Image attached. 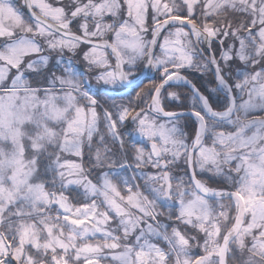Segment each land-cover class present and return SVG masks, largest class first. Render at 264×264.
<instances>
[{
	"label": "snow or ice",
	"instance_id": "obj_1",
	"mask_svg": "<svg viewBox=\"0 0 264 264\" xmlns=\"http://www.w3.org/2000/svg\"><path fill=\"white\" fill-rule=\"evenodd\" d=\"M24 5L28 17L0 0V264H264V0ZM45 50L59 53L55 67ZM197 56L212 71L215 101L180 74ZM235 60L243 70L233 78ZM145 68L159 83L137 82ZM174 80L191 86V136L184 113L162 103ZM129 86L138 89L135 103L104 107L97 99ZM129 119L150 151L125 146L118 124ZM101 123L116 151L99 135ZM97 135L86 168L84 148L91 153ZM181 159L187 181L171 171ZM130 160L134 175L121 177ZM205 172L218 187L198 178ZM74 185L90 203L66 194Z\"/></svg>",
	"mask_w": 264,
	"mask_h": 264
},
{
	"label": "trees",
	"instance_id": "obj_2",
	"mask_svg": "<svg viewBox=\"0 0 264 264\" xmlns=\"http://www.w3.org/2000/svg\"><path fill=\"white\" fill-rule=\"evenodd\" d=\"M15 1V6L18 7L21 12L24 14L25 17H28L27 12L25 11V8L23 6V4L21 3L20 0H14ZM51 1V0H50ZM180 0H177V3H179ZM186 12V9H185ZM196 14L197 16L200 15V9L197 8L196 10ZM149 25H151V19L149 17ZM169 30H174V28H170ZM185 31H188L185 29ZM148 37V36H147ZM161 39V37H160ZM190 39L192 40V38L190 37ZM193 41V40H192ZM227 41L229 44H231V42L233 43V39L231 37L227 38ZM194 43V42H193ZM201 49H204L203 44H199ZM212 50L215 52V55L219 58L220 57V44L219 41H214L213 42V48ZM206 51L203 53L205 54ZM46 55H49L51 57V64L54 66L53 61L55 60V56L58 55L59 53H48L47 50H45ZM67 56V59L71 56V54H64ZM59 56V55H58ZM81 59V58H80ZM72 62L76 65H78L79 70H83L85 68V65L83 64L82 60H79L78 56L77 57H72ZM201 57L197 56L196 57V63L193 64V66L191 68H184L181 73L186 76L188 78V80L191 81V83L193 85L196 86V88H198L202 93L206 94V95H211L212 96V100L215 101L216 98V93L215 92H209V90L211 88L214 87V84L212 83V81L214 80V77L212 74V72L210 70H203L200 69L197 64L201 63ZM55 67V66H54ZM232 67V74H233V78H235L234 74L236 69L239 67L241 70H243V65H241V63L238 60H235L232 62L231 64ZM151 81H154L156 83H159V78H158V74L154 72V75L152 78H147L144 79L142 81V85L143 84H149ZM137 88H121V90L119 92H114V93H109V92H102L101 95H99L97 98L100 100L101 104L104 107H109L111 104H113V102L115 103H124V104H128L129 100L132 99L133 102L135 103V92L137 91ZM93 92H95V90H92ZM169 92H176L179 95V99L174 98V97H170L168 96ZM191 96L192 93L190 91V89L188 87H186V85L184 84H168L167 86H165L162 90V103L164 104L165 110L166 111H178V110H191L192 107V100H191ZM148 100H150V97L147 98ZM138 107H147V105L145 103H139ZM151 114V113H150ZM161 122H164L165 119L160 117ZM180 120V124L183 127V130L189 134V136L192 135V125L194 123L195 120H193L192 118L186 117V116H181L179 118ZM186 125V126H185ZM134 125L132 124L131 120L129 119L128 121H126L124 124H118V131L123 135L124 141H125V146L126 147H131L132 145H135L137 147H144L145 151L147 152L149 150V146L147 141L143 140L137 133H135L133 131L134 129ZM99 135H104L106 137L107 134L104 133V131H102V128L100 127V133ZM99 135L96 136V138L93 141V145H92V149H91V153L89 151V149L87 148V146H85L84 148V163H85V167L88 168L89 164H88V160H89V156L90 154H94L96 147L98 146V141H99ZM106 143L108 145V147L110 149H112L113 151H116L119 148V145H117L116 143H112L111 139L108 137V139L106 140ZM188 143H191V140H188ZM102 147V146H101ZM170 158V157H169ZM132 163V168L131 169V173L134 175V169H135V162L131 161ZM143 171L145 172H152L155 171L154 169H151L150 166H146ZM171 171L173 172V174L177 177L180 176H184V179L187 181V179L189 178L188 176V172L187 175L185 176L184 173L186 171V165L184 163V160L181 159L178 164L173 167L171 169ZM197 172L199 173V170L197 169ZM135 175H140L139 171L135 172ZM210 174L205 172L202 174L198 175V178L200 179H204L206 181H208V176ZM97 176V172H93L90 176L91 179H93V181L95 182ZM135 183L137 184H143V180H135ZM174 183H177V180H173V185ZM209 185L212 187H218L219 185L216 184L213 181H208ZM77 193H79V202H87L84 200V196L82 194V192L79 191V189L77 188H73L71 187V189H69L68 191H66V194H70V195H76ZM89 201V200H88ZM175 209H173L174 211ZM158 211H163L164 212V216L166 217L168 214L169 209L164 208V209H158ZM162 222H166L164 221V218L162 217ZM171 230V224L169 227V231ZM189 235H196V233L194 231H192L191 229L188 230ZM155 242V241H154ZM193 244L196 243V241H192Z\"/></svg>",
	"mask_w": 264,
	"mask_h": 264
},
{
	"label": "rangeland",
	"instance_id": "obj_3",
	"mask_svg": "<svg viewBox=\"0 0 264 264\" xmlns=\"http://www.w3.org/2000/svg\"><path fill=\"white\" fill-rule=\"evenodd\" d=\"M21 1V3L23 2V0H20ZM13 2H14V4H15V1L13 0ZM50 2H53L54 4H55V0H51ZM65 2H67V0H65ZM169 31H174V30H169ZM165 34H167V33H165ZM150 36H151V33L149 32L148 33V39L150 38ZM192 38V37H191ZM161 41L163 40V36H161V39H160ZM232 43V42H231ZM237 47H238V42H237ZM66 54H70V53H67L66 52ZM156 54L157 55H159L160 54V49H159V47L157 46V48H156ZM59 55V54H58ZM58 55H56L55 56V60L53 61V64H54V66L56 65V60L59 58V56ZM65 58H67V56L65 55V57H64V62L66 63L67 62V59H65ZM79 58V60H81L80 59V57H78ZM85 69V68H84ZM84 69L83 70H81L82 72L84 71ZM173 83H179V82H174L173 81ZM92 90H96V83H95V80L94 79H92ZM120 91V90H119ZM119 91H108L109 93H114V92H119ZM98 99V98H97ZM116 104H119V103H116ZM98 111H99V109H98ZM100 127L102 128V131H104V133H106L107 134V136H108V133H107V128L104 126V124L103 123H101V125H100ZM110 138V137H109ZM111 139V138H110ZM111 142L113 143V141L111 140ZM114 143H116L117 145H119V142L118 141H116V142H114ZM67 158H69V159H76V157H74V156H70V155H67ZM120 175H121V177H125V176H127V177H132L133 176V174L131 173V169L129 168L126 172H121L120 173ZM132 183H134V184H136L135 183V180L134 181H132ZM176 183H174V185H175ZM58 187V186H57ZM73 188H77V189H79V191L80 192H82V194H83V189L82 188H78L77 186H72ZM125 195H127V193L125 192L124 193ZM87 202H91L90 200L89 201H87ZM58 206H54L53 207V209H52V213L53 214H55V211H56V208H57Z\"/></svg>",
	"mask_w": 264,
	"mask_h": 264
},
{
	"label": "water",
	"instance_id": "obj_4",
	"mask_svg": "<svg viewBox=\"0 0 264 264\" xmlns=\"http://www.w3.org/2000/svg\"><path fill=\"white\" fill-rule=\"evenodd\" d=\"M26 7V6H25ZM26 11L29 15V9L26 7ZM188 30V28H186ZM151 38V37H150ZM193 38V41H194V44H195V41H196V37L195 36H192ZM203 45L205 46V48L207 49V46H206V43H203ZM195 46L198 48V44H195ZM207 52V51H206ZM209 53L207 52V55H204V56H208ZM148 72V69L145 68L143 72H140L138 74V77H137V82H142V80H144L145 78H152L153 77V72L151 71L150 74H147ZM212 72V71H211ZM181 74V73H180ZM182 75V74H181ZM184 76V75H182ZM185 77V76H184ZM214 77V76H213ZM190 81V80H189ZM173 81H170L169 83H172ZM168 83V84H169ZM180 83H183L184 85H186V87H188L190 90H191V86L188 85V84H185L183 81H180ZM192 84V83H191ZM193 85V84H192ZM178 112H183L184 115L183 116H189L191 118H194L193 116H191V110H186V111H178ZM162 118H164L163 116H161ZM195 119V118H194ZM150 148H151V144H150ZM188 175L189 177L191 176V171L188 170Z\"/></svg>",
	"mask_w": 264,
	"mask_h": 264
},
{
	"label": "bare ground",
	"instance_id": "obj_5",
	"mask_svg": "<svg viewBox=\"0 0 264 264\" xmlns=\"http://www.w3.org/2000/svg\"><path fill=\"white\" fill-rule=\"evenodd\" d=\"M174 82H176L175 80H174ZM178 82V81H177Z\"/></svg>",
	"mask_w": 264,
	"mask_h": 264
}]
</instances>
